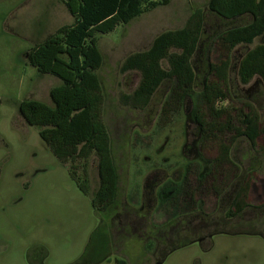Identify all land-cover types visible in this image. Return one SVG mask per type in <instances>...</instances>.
<instances>
[{
  "label": "rangeland",
  "instance_id": "rangeland-1",
  "mask_svg": "<svg viewBox=\"0 0 264 264\" xmlns=\"http://www.w3.org/2000/svg\"><path fill=\"white\" fill-rule=\"evenodd\" d=\"M207 2L169 0L167 6L145 13L110 34L96 35L103 60L97 71L104 99L102 118L118 176L114 204L97 212L90 202L99 181L96 157L60 163L40 140L39 129L28 126L18 112L22 101L51 106L49 93L59 81L31 68L26 56L72 18L56 0H0V264H29L32 255L43 257V264H75L98 228L109 257L100 264H264V238L248 234L216 235L177 249L160 263L159 251L149 254L144 249V243L164 223L157 213L158 188L167 180L179 181L188 163H199L201 170L207 164L198 161L199 136L190 118L191 102L186 100L177 113L163 114L167 84L146 109L125 107L121 96L134 91L140 76L123 73L121 67L129 55L146 51L159 34L181 29L192 11L206 10ZM249 22L250 18L244 17L232 26ZM211 26L208 34L225 27L218 20ZM263 42L264 37L235 49L230 74L235 106L252 104L262 120L264 85L258 79L240 85L236 67L246 51ZM162 67L167 68L165 62ZM227 105L218 103L217 107ZM249 151L247 141L239 139L232 148V158L245 174L261 166L251 183L261 196H249L248 200L252 206H261L264 162L250 160ZM69 173L79 182L86 180L88 196L79 191ZM225 208L221 205L219 211ZM261 221L264 223V218ZM260 230L264 228L260 226Z\"/></svg>",
  "mask_w": 264,
  "mask_h": 264
},
{
  "label": "trees",
  "instance_id": "trees-1",
  "mask_svg": "<svg viewBox=\"0 0 264 264\" xmlns=\"http://www.w3.org/2000/svg\"><path fill=\"white\" fill-rule=\"evenodd\" d=\"M72 18L42 44L27 53V64L39 74L59 81L50 93L51 106L22 101L18 112L52 156L62 164L97 159L98 187L91 206L104 212L115 202L118 176L111 140L102 118L103 93L97 71L102 66L99 35L112 33L145 13L167 6L169 0H56ZM249 17L250 22L232 26ZM218 20L225 27L207 33ZM214 25V24H213ZM264 37V0H208L206 10L195 9L181 29L156 36L143 52L129 55L123 73L136 72L140 79L121 103L133 110L146 109L164 85L169 90L162 113L179 112L191 102L190 118L199 136L198 161L188 163L179 181L167 180L157 190V213L164 223L144 243L146 253L159 251L158 263L173 251L216 235H253L264 238L261 220L264 205L249 204L252 176L232 158L239 139L250 146L249 159L264 162V120L248 102L235 106L231 94L232 55L241 46H251ZM165 62L167 68L162 67ZM242 86L254 79L264 85V42L246 51L236 67ZM228 103L217 107L218 103ZM261 141V145H258ZM209 157H206V156ZM79 191L88 196L86 180L69 173ZM230 195V196H229ZM226 208L219 211L220 206ZM102 232L92 234L84 255L75 264H99L108 260ZM43 257L39 264H43ZM118 264H125L119 261Z\"/></svg>",
  "mask_w": 264,
  "mask_h": 264
},
{
  "label": "flooded vegetation",
  "instance_id": "flooded-vegetation-1",
  "mask_svg": "<svg viewBox=\"0 0 264 264\" xmlns=\"http://www.w3.org/2000/svg\"><path fill=\"white\" fill-rule=\"evenodd\" d=\"M250 192H254L255 194L258 193V188L255 187V186H251V189H250ZM249 195V193H248ZM230 196V195H229ZM257 198H259V196H256ZM35 253V252H34ZM39 260L40 259H37L35 258L33 255L30 256L29 258V264H39ZM100 264V263H99Z\"/></svg>",
  "mask_w": 264,
  "mask_h": 264
},
{
  "label": "crops",
  "instance_id": "crops-1",
  "mask_svg": "<svg viewBox=\"0 0 264 264\" xmlns=\"http://www.w3.org/2000/svg\"><path fill=\"white\" fill-rule=\"evenodd\" d=\"M248 196H261V194L259 193H254V192H249V195Z\"/></svg>",
  "mask_w": 264,
  "mask_h": 264
}]
</instances>
